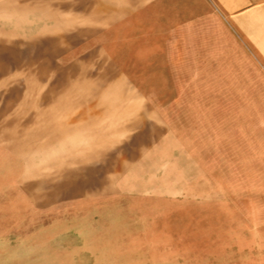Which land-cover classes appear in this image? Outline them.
Returning <instances> with one entry per match:
<instances>
[{
    "label": "crops",
    "instance_id": "crops-1",
    "mask_svg": "<svg viewBox=\"0 0 264 264\" xmlns=\"http://www.w3.org/2000/svg\"><path fill=\"white\" fill-rule=\"evenodd\" d=\"M5 17L23 81L92 83L46 91L45 113L94 148L76 176L118 242L228 195L230 143L262 127L264 0H0Z\"/></svg>",
    "mask_w": 264,
    "mask_h": 264
},
{
    "label": "rangeland",
    "instance_id": "rangeland-1",
    "mask_svg": "<svg viewBox=\"0 0 264 264\" xmlns=\"http://www.w3.org/2000/svg\"><path fill=\"white\" fill-rule=\"evenodd\" d=\"M11 30V18H1L0 264H264V97L255 100L261 129L240 133L224 157L229 192L222 202L214 193L206 209L186 203L179 226L149 227L136 237L149 241L118 242L93 208L91 180L83 186L76 176L94 148L76 131L67 137L60 123L66 115L48 123L45 113L46 91L92 83L23 81L34 68L11 65ZM103 71L72 73L89 78Z\"/></svg>",
    "mask_w": 264,
    "mask_h": 264
}]
</instances>
